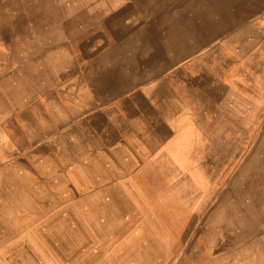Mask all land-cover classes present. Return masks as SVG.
<instances>
[{
	"label": "rangeland",
	"instance_id": "obj_1",
	"mask_svg": "<svg viewBox=\"0 0 264 264\" xmlns=\"http://www.w3.org/2000/svg\"><path fill=\"white\" fill-rule=\"evenodd\" d=\"M260 52L264 0H0V264H264L263 67L243 73ZM132 91L169 121L175 101L186 136L124 171L105 150L126 123L98 111ZM50 163L93 186L34 200ZM89 193L96 218L71 209Z\"/></svg>",
	"mask_w": 264,
	"mask_h": 264
},
{
	"label": "crops",
	"instance_id": "obj_2",
	"mask_svg": "<svg viewBox=\"0 0 264 264\" xmlns=\"http://www.w3.org/2000/svg\"><path fill=\"white\" fill-rule=\"evenodd\" d=\"M259 62L261 63L262 66H259L260 65ZM260 67H263V72H262V75H263L264 74V53L263 52L259 53V58L257 61L251 60L250 67L247 66L243 73L248 74V75H252V74L255 75L256 71L259 70ZM185 74L188 75V77L190 75V73L188 74V72H186ZM189 79H190V77H189ZM257 87L259 88V90H264V87L261 84H258ZM140 90H141V88L137 89L138 92ZM135 92L136 91H132V92L124 95V99L130 100V101L128 104H126L125 107H123V109H124V110L122 109L123 111L120 110V107L118 106V104L114 103V102L104 106L103 110L98 111V113L103 114L109 110H114L115 113L111 112L109 114L113 113L115 118L126 123L124 125V130L122 128H120V130L116 131V134H118V135H114L115 141L112 144L113 146L111 145L112 148L105 150V152H109L107 154H111L114 156V158H113L114 166H117L119 169L124 170V171L133 169V166L130 164L131 158L134 157V158L138 159V156L140 154L144 155V157L142 159L146 160L149 157V159L146 161L147 166L153 164L154 162H157L158 160H161L162 159L161 156H166V155H172L173 156L175 154H178L179 150L174 151V150H172V148L176 147V146L178 147L179 146L178 143L180 141V138L182 139L183 137L185 138V136H186L184 134V136L181 137V135L179 134L180 131H178L179 129H177V127H175L174 125L171 124L174 121L173 117L171 116V114L168 113V111L166 112V106H165L164 102L172 103L174 106H176L177 104L175 101H170L169 99H166V100H163L161 103V107L164 108L166 115L168 114L170 116V121H169V120H166L164 116H162L163 114H161L157 111L156 107H153L154 105L151 103L150 99H149V101H146L145 98H143L142 100H140L138 98L132 99L131 97L135 94ZM179 102H180V100H179ZM255 102L258 104L261 103V102H257V101H255ZM147 107L149 108L151 114L147 113L145 111ZM189 108L193 109L190 105H189ZM179 109H180L179 113L181 114V108L179 107ZM109 114H106V116ZM176 116H178V115L176 114ZM180 117H181V115H180ZM181 118H185V117H181ZM104 119L99 120V121L103 122ZM105 123H109V122H105ZM132 123H135V125L129 126V124H132ZM130 127H134L136 130L133 131V130H131ZM109 128L114 129L113 126H110V125H109L108 129ZM129 128H130V130H129ZM139 150H142V151H139ZM105 152L103 150V153H105ZM103 153H102V155H103ZM96 154L101 155V153H96ZM156 154H157L158 158L154 159L153 157ZM172 161L176 162L175 160H172ZM67 166H68V164H65L64 168H66ZM41 167H42V171H43V167L45 169L49 168V171H48V173H40L42 175V179L45 181V185H39V183L34 181L35 183H33V190L30 193L32 198H35L34 200H39L40 198H42L44 196V198H47V199H45L46 201H50L52 199L51 197H49L51 188H54V189L56 188V191H57L56 198L54 201H56L57 199H62V198H65V199L68 198L69 199L68 192H66V190H65V185H64L65 183H67L66 185H68L70 183V185L73 188L80 187V185L81 186L93 185V184H89V183H92V182L88 181L89 179L84 180V181H86V184H83V183H81L83 180L78 179V178H77L78 179L77 180L76 178H74L73 173H72L73 169L71 168V166L65 170L66 172L64 171L65 177H64V175H60V176L58 175L57 176L58 170L54 169L52 167L51 163L50 164H44ZM142 167H143L142 165H139L138 168L131 175H121L122 179H131L134 175L139 176L143 171ZM157 168H158V166H157ZM11 176L13 178H15L18 183L22 182L26 178L25 174L22 172L7 174V175H4L3 177H11ZM54 177H56V178H54ZM68 177H70V178H68ZM3 181H6L5 184H7L8 178L7 179L2 178V182ZM120 182L122 183L120 185L121 187H123V185H125L127 183H129L130 186L133 185L131 180L125 181V182L120 181ZM8 184L9 185L11 184L10 181ZM117 184H118V182H117ZM135 187L137 188V186H135ZM135 187H133V188H135ZM47 192H48V194H47ZM91 194L92 193H89V194L84 195V196H80L78 203H77V206H75L76 207L75 210H77L78 212L82 211L83 215H81V216L85 217V218H87V217L88 218H96L106 208L105 207L106 205H105L104 206L105 208L102 210V208L98 205L99 204L98 197H100L101 194H100V196H98V195L88 196ZM10 196L11 195H9V201H10ZM36 196L39 197V199H36L37 198ZM114 202H115L114 199H108L106 201V203H114ZM89 206L92 208V210L89 209ZM71 209H74V208H71ZM67 210L71 211L70 209H67ZM93 213L96 214V217H93L91 215ZM6 214H9L6 216L8 219L14 218L13 217V215H14L13 211H9Z\"/></svg>",
	"mask_w": 264,
	"mask_h": 264
},
{
	"label": "bare ground",
	"instance_id": "obj_3",
	"mask_svg": "<svg viewBox=\"0 0 264 264\" xmlns=\"http://www.w3.org/2000/svg\"><path fill=\"white\" fill-rule=\"evenodd\" d=\"M258 10H259V9H258ZM257 12H258V11H257ZM211 17H212V16H211ZM208 18H209V17H208ZM240 19H241V18H240ZM240 19H239V21H240ZM242 19H243V18H242ZM232 20H234V19H232ZM32 21H33V20H32ZM228 23H229V22H228ZM234 25H235V24H234ZM245 27H246V26H245ZM231 28H232V27H231ZM243 28H244V27H243ZM240 29H241V28H240ZM240 29H239V30H240ZM247 29H249V28L247 27ZM237 31H238V30H237ZM244 31H247V30H244ZM247 32H248V31H247ZM250 32H251V31H250ZM244 33H245V32H244ZM245 34H246V33H245ZM248 34H249V33H248ZM225 35H226V34H225ZM244 36H245V35H244ZM226 38H227V37H226ZM239 38H240V37H239ZM239 38H238V40H239ZM236 39H237V38H236ZM170 40H171V39H170ZM241 40H242V39H241ZM142 41H143V40H142ZM205 41H206V40H205ZM232 42H234V41H232ZM240 42H241V41H240ZM200 44H201V43H200ZM205 44H207V43H205ZM222 44H223V43H222ZM234 44H235V43H234ZM250 44H251V43H250ZM124 45H125V44H124ZM169 45H170V44H169ZM202 45H203V44H202ZM219 45H220V44H219ZM239 45H240V44H239ZM207 46H208V45H207ZM241 46H242V45H241ZM133 47H134V46H133ZM250 47H251V46H250ZM224 48H225V47H224ZM246 48H247V47H246ZM246 48H244V49H246ZM248 48H249V46H248ZM248 48H247V49H248ZM176 49H177V48H176ZM198 49H199V48H198ZM213 49H214V48H213ZM143 50H144V49H143ZM223 50H224V49H223ZM229 51H230V50H229ZM246 51H247V50H246ZM208 52H209V51H208ZM223 52H224V51H223ZM230 52H231V51H230ZM230 52H229V53H230ZM182 54H183V53H182ZM189 55H190V54H189ZM209 55H210V54H209ZM211 55H212V54H211ZM211 55H210V56H211ZM224 55H225V54H224ZM242 55H243V54H242ZM217 56H218V55H217ZM221 56H222V55H221ZM221 56H220V57H221ZM232 56H233V55H232ZM240 56H241V55H240ZM240 56H238V57H240ZM195 57H196V56H195ZM195 57H194V58H195ZM213 58H214V57H213ZM218 58H219V56H218ZM235 58H236V57H235ZM150 59H151V58H150ZM170 60H171V59H170ZM178 60H179V59H178ZM219 60H220V58H219ZM219 60H218V61H219ZM212 61H213V60H212ZM176 62H177V61H176ZM198 62H199V61H198ZM216 63H217V62H216ZM172 64H173V63H172ZM211 64H212V62H211ZM173 65H174V64H173ZM209 65H210V64H209ZM214 65H215V64H214ZM235 65H236V64H235ZM89 66H90V65H89ZM208 67H209V66H208ZM210 67H211V66H210ZM233 67H234V66H233ZM156 68H157V67H156ZM212 68H213V67H212ZM159 69H161V68L159 67ZM159 69H158V70H159ZM159 71H160V70H159ZM173 71H174V70H173ZM167 72H168V71H167ZM227 72H228V71H227ZM99 73H100V72H99ZM155 73H156V72H155ZM158 73H160V72H158ZM170 73H171V72H170ZM165 74H166V73H165ZM172 74H173V73H172ZM172 74H171V75H172ZM174 74H175V73H174ZM161 75H162V74H161ZM214 75H215V74H214ZM86 76H87V75H86ZM153 76H154V75H153ZM163 76H164V75H163ZM176 76H177V75H176ZM215 76H216V75H215ZM229 76H230V75H229ZM229 76H228V77H229ZM104 77H105V76H104ZM224 78H225V77H224ZM159 79H160V78H159ZM178 79H179V78H178ZM171 80H172V79H171ZM171 80H170V81H171ZM179 80H180V79H179ZM224 80H225V79H224ZM158 81H159V80H158ZM168 82H169V80H168ZM156 83H157V82H156ZM170 84L173 86V83H170ZM179 84H180V83H179ZM72 85H73V84H72ZM105 87H106V86H105ZM150 87H151V86H150ZM152 87H153V86H152ZM174 87H175V86H174ZM174 87H173V88H174ZM174 89H175V88H174ZM176 89H177V87H176ZM159 90H160V89H159ZM155 91H156V90H155ZM155 91H154V92H155ZM156 92H157V91H156ZM161 94H162V92H161ZM88 95H89V94H88ZM157 95H158V94H157ZM165 96H166V95H165ZM57 97H58V96H57ZM160 97H161V96H160ZM60 99H61V98H60ZM69 99H70V98H69ZM160 99H161V98H160ZM71 100H72V99H71ZM74 100H75V99H74ZM48 101H49V100H48ZM48 101H47V103H48ZM68 101H69V100H68ZM68 101H67V102H68ZM64 102H65V101H64ZM52 103H53V101H52ZM70 103H71V102H70ZM70 103H69V104H70ZM98 103H99V102H98ZM60 104H61V103H60ZM66 104H68V103H66ZM48 106H49V105H48ZM67 106H68V105H67ZM159 106H160V104H159ZM68 108H69V107H68ZM161 108H162V107H161ZM158 109H159V108H158ZM162 112H163V111H162ZM44 113H45V112H44ZM71 113H72V112H71ZM149 113H150V112H149ZM160 113H161V112H160ZM184 114H186V113H184ZM187 115H188V114H187ZM45 117H47V116H45ZM164 117H165V116H164ZM166 117H167V116H166ZM187 118H188V117H187ZM44 119H45V118H44ZM115 120H116V119H115ZM168 120H169V119H168ZM66 121H67V120H66ZM135 121H136V120H135ZM10 122H11V121H10ZM67 122H69V121H67ZM176 122H177V121H176ZM59 123H61V122H59ZM52 124H53V123H52ZM67 124H68V123H67ZM0 125H1V124H0ZM54 126H55V125H54ZM82 127H83V126H82ZM178 127H179V126H178ZM1 128H2V127H1ZM53 128H54V127H53ZM59 128H60V127H59ZM66 129H67V128H66ZM82 129H83V128H82ZM52 130H53V129H52ZM68 131H69V130H68ZM79 131H80V130H79ZM10 132H11V131H10ZM65 132H66V131H65ZM74 133H75V132H74ZM12 135H13V134H12ZM68 135H69V134H68ZM71 137H72V136H71ZM82 142H83V141H82ZM80 145H81V144H80ZM82 145H83V144H82ZM20 146H21V145H20ZM21 147H22V146H21ZM21 147H20V148H21ZM203 150H204V149H203ZM82 151H83V149H82ZM127 152H128V151H127ZM82 153H83V152H82ZM8 154H9V153H8ZM78 154H80V153H78ZM136 155H137V154H136ZM31 156H32V155H31ZM34 156H35V155H34ZM74 157H75V156H74ZM207 157H208V156H207ZM214 157H215V156H214ZM72 158H73V157H72ZM76 158H78V157H76ZM198 158H199V157H198ZM200 158H201V157H200ZM208 159H209V158H208ZM33 160H34V159H33ZM194 162H195V161H194ZM201 162H202V161H201ZM201 162H200V163H201ZM212 162H213V161H211V163H212ZM218 162L220 163V161H218ZM208 163H209V162H208ZM204 164H205V163H204ZM213 164H214V162H213ZM220 164H221V163H220ZM205 165H206V164H205ZM194 166H195V165H194ZM80 167H81V166H80ZM205 167H206V166H205ZM205 167H204V168H205ZM18 168H19V167H18ZM204 168H203V169H204ZM14 169H15V168H14ZM79 169H80V168H79ZM203 169H202V170H203ZM22 171H23V170H22ZM82 171H83V170H82ZM198 171H200V170H198ZM83 172H84V171H83ZM54 174H55V173H54ZM69 175H70V174H69ZM205 176H206V175H205ZM77 177H78V176H77ZM80 177H81V176H80ZM178 177H179V176H178ZM68 178H70V177H68ZM78 178H79V177H78ZM48 179H49V178H48ZM81 179H82V178H81ZM87 179H88V178H87ZM77 180H78V179H77ZM75 182H76V181H75ZM83 182H84V181H83ZM83 182H81V183H83ZM34 183H35V182H34ZM77 183H78V182H77ZM220 183H221V182H220ZM69 184H70V183H69ZM73 184H74V183H73ZM36 185H37V184H36ZM80 186H81V185H80ZM92 186H93V185H92ZM174 188H175V187H174ZM39 189H40V188H39ZM46 189H47V188H46ZM75 189H76V188H75ZM175 189H176V188H175ZM41 190H42V189H41ZM259 190H260V189H259ZM46 191H47V190H46ZM64 191H65V190H64ZM181 191H182V190H181ZM260 191H261V190H260ZM66 192H67V191H66ZM177 192H178V191H177ZM42 193H43V192H42ZM192 193H193V192H192ZM43 194H44V193H43ZM47 194H48V192H47ZM208 194H209V192H208ZM216 194H217V193H216ZM222 194H223V193H222ZM205 195H206V194H205ZM62 196H63V195H62ZM189 196H190V195H189ZM36 197H37V196H36ZM43 197H44V196H43ZM59 197H60V196H59ZM191 198H192V197H191ZM204 198H206V197H204ZM46 199H47V198H46ZM188 199H189V198H188ZM190 200H191V199H190ZM190 200H189V201H190ZM260 201H261V200H260ZM245 202H246V201H245ZM186 203H187V202H186ZM246 203H247V202H246ZM164 204H165V202H164ZM162 206H163V205H162ZM74 209H75V208H74ZM169 211H170V210H169ZM234 211H235V210H234ZM170 212H171V211H170ZM170 212H168V213H170ZM211 212H212V211H211ZM214 212H215V211H214ZM214 212H213V213H214ZM172 215H173V214H172ZM213 215H214V214H213ZM167 220H168V219H167ZM175 220H176V219H175ZM236 258H237V257H236Z\"/></svg>",
	"mask_w": 264,
	"mask_h": 264
}]
</instances>
